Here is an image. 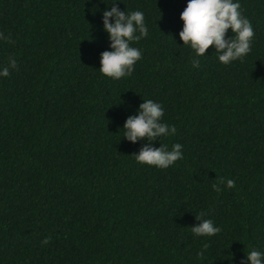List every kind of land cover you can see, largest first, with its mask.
Masks as SVG:
<instances>
[{
    "label": "trees",
    "instance_id": "1",
    "mask_svg": "<svg viewBox=\"0 0 264 264\" xmlns=\"http://www.w3.org/2000/svg\"><path fill=\"white\" fill-rule=\"evenodd\" d=\"M105 3L0 0L12 41L0 63L17 61L0 77V264H240L264 251V0H240L254 32L243 60L222 64L210 45L198 67L178 36L186 0H117L148 27L117 80L98 69ZM143 99L176 128L153 146L183 145L164 169L121 136ZM195 216L221 231L194 236Z\"/></svg>",
    "mask_w": 264,
    "mask_h": 264
},
{
    "label": "clouds",
    "instance_id": "2",
    "mask_svg": "<svg viewBox=\"0 0 264 264\" xmlns=\"http://www.w3.org/2000/svg\"><path fill=\"white\" fill-rule=\"evenodd\" d=\"M105 3V0H101ZM122 2V0H121ZM101 11L102 30L107 33L108 48L100 53L99 71L113 80L130 75L134 64L141 58V50L133 46L148 35L144 12L132 10L126 12L117 6V0H108ZM97 10L98 6H97ZM111 18V20H110ZM182 21L178 32L182 45L192 50L191 64L198 67L199 57L205 55L211 45L218 53L217 59L222 64L243 60L249 53L253 39V26L243 15L240 0H186V5L179 14ZM230 31L231 35H226ZM0 39L12 42L9 36L0 33ZM17 67L14 56H9L6 63H0V77H7ZM164 109L159 102L143 99L134 115H128L123 123V136L127 141L145 142L138 152L132 154L138 163L164 169L178 159L183 158V145L173 143L169 148L159 143L154 147L152 142L175 134V125L162 120ZM233 180L227 179L231 187ZM216 187L215 184L212 185ZM199 223L191 226L194 236H213L221 231L211 218L202 219L195 216ZM202 253H197L201 255ZM229 261H230V257ZM231 264V261H230ZM240 264H264V251L250 247L241 258Z\"/></svg>",
    "mask_w": 264,
    "mask_h": 264
}]
</instances>
